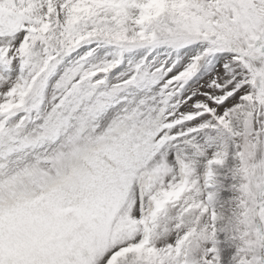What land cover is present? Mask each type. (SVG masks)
Segmentation results:
<instances>
[{
  "label": "snow or ice",
  "instance_id": "1",
  "mask_svg": "<svg viewBox=\"0 0 264 264\" xmlns=\"http://www.w3.org/2000/svg\"><path fill=\"white\" fill-rule=\"evenodd\" d=\"M0 264H264V0H0Z\"/></svg>",
  "mask_w": 264,
  "mask_h": 264
}]
</instances>
